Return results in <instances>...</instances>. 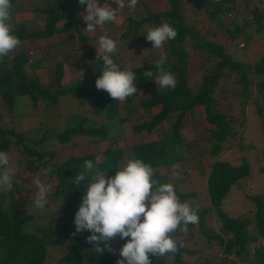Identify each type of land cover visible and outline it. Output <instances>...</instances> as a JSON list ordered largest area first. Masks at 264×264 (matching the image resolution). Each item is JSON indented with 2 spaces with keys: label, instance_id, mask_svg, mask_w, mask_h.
<instances>
[{
  "label": "trees",
  "instance_id": "1",
  "mask_svg": "<svg viewBox=\"0 0 264 264\" xmlns=\"http://www.w3.org/2000/svg\"><path fill=\"white\" fill-rule=\"evenodd\" d=\"M14 1L12 0V4ZM183 1L185 0H165L166 8L162 11L142 12L137 8L130 10L125 16V26L118 36L120 40L135 37L145 23H152V28L159 26L160 23H167L176 30L177 35L175 39L168 41L169 50L165 52L167 60L172 59V63L164 65V68L176 72L177 83L175 89H151L152 80L145 79L143 72L151 70L153 74L156 73V59L138 69L118 65L122 70L131 69L137 73L138 79L134 81L137 89L142 86L150 87L146 93L141 94L142 97L138 101V105L148 112L149 119L136 124L130 123L131 134L137 139L132 144L124 146V150L114 144L118 138L122 139L121 125L128 121V117L121 115L119 109L123 106L121 103L129 102L137 97L138 93L120 102L111 98L104 90L87 88L88 84L89 86L95 84L103 68L102 60H96V55H92L87 68L79 69L75 83L63 86L60 81L64 67L59 59L53 64L54 74L43 79L34 72V69L42 67V64L39 65L37 60L36 62L29 60L24 51H18L9 57L7 55L0 60V101L10 113L14 100L19 95L27 96L32 107L36 105L37 100L54 105L57 97L62 94L78 97L79 87L84 90L82 94L93 99V104L87 110L90 116L81 115L75 124L56 131H40L39 135L35 132L34 135L37 137L33 138L27 139L24 132L12 126L2 125L0 122V151H7L11 145L21 157L19 158L23 162L24 171L33 174L41 168L51 169L49 175L56 183V187L48 192L47 205L50 210L45 215L43 212L39 214L26 212L12 194V190H0V264H44L49 255V247H64L66 244L67 248L56 258L55 264H116L120 258L119 249L126 242L125 239L117 237L112 242L120 247L114 249L109 241L112 251L105 248L102 253H97L86 239L91 235L89 231L73 235L75 213L87 187L86 184L73 185L74 177L83 171L86 160L99 161L98 167L101 168L114 167L108 169L106 173L107 176H114L117 171L115 168L121 167V162L126 163L129 158H139L156 169L157 178L161 183H167L166 172L160 173L158 169L166 170L170 164L177 165V162L183 159L175 150V144L183 140L180 136V126L184 114H191L196 106H201L204 122L210 126L205 129L207 137L204 138L208 143L206 154L211 160L204 180L207 204L191 206L197 210L199 222L195 226L189 225L187 234L180 230L173 234V238L183 242V247L174 255L164 258L150 256L152 264H170V261L172 264H190L183 259V255L190 252L184 243L191 238L203 241L205 245L210 243L217 245L218 253L214 252L212 256L207 255L203 258L206 264L212 262L234 264L229 258L231 255L244 264H264V192L252 195L241 193L242 197L253 203L254 211L250 217L231 216L220 206L231 186L248 175L249 164L241 160L237 165H233L218 158L226 138L235 135L236 130L230 131V122L222 111L215 108V97L212 95L218 78L223 73L222 68L227 66L229 71L227 73L236 69L239 75L236 73L235 77L245 80L240 94L246 97L249 95L248 84L254 78L253 87L258 94V100L254 102V111L260 118L264 116V103H261L264 102V55L253 64H241L231 60L222 45L212 40H204L198 29L185 23L181 8ZM187 1L195 5V10L200 11L207 21L214 22L217 27H222L223 21L228 24L234 21L233 19L229 22L228 17L235 11L236 0ZM242 1L251 15V22L234 21L235 30H245L251 24L255 30H263L264 0ZM84 8V5L79 4V0H47L32 7L33 12L40 16L36 22L37 26L26 30V25L22 21H13V34L19 40L30 38L37 41L62 31L67 32L70 28L74 31L71 33L75 35L77 41L85 40L87 36L82 34L76 18L77 13L84 11ZM258 15H261V20H258ZM225 32L228 34L226 25ZM185 44H190L192 52H203L208 57L216 59L214 68L204 70L199 87L188 86L186 82ZM247 72L253 78L246 80ZM97 116L102 117L101 121L93 120ZM170 116L173 119L160 138L149 140L145 138V135L150 134L154 128H159L160 123ZM115 126L117 131H114ZM75 135L83 136L87 143L106 142V146L97 154H69L58 160L55 159L53 150L44 149L42 146L46 138L55 139L59 144H63ZM261 156L264 158V150ZM260 169L263 170L261 167ZM172 184L181 202L191 196L179 191L176 184ZM14 187L27 191L26 188L17 185L16 175L13 177ZM210 214L214 221L213 227L207 224V216ZM250 242L256 243L251 250L247 248ZM100 246L103 248L104 242H100Z\"/></svg>",
  "mask_w": 264,
  "mask_h": 264
},
{
  "label": "rangeland",
  "instance_id": "2",
  "mask_svg": "<svg viewBox=\"0 0 264 264\" xmlns=\"http://www.w3.org/2000/svg\"><path fill=\"white\" fill-rule=\"evenodd\" d=\"M30 1L33 5H39L37 1L40 0ZM141 1L143 2L141 3ZM145 1L139 0L137 4L138 7L136 6L135 9L137 10V8H140L139 10L142 12L155 10L153 0ZM126 2L128 3V1ZM243 5L244 3L242 0H236L235 11L231 12V15L228 17L229 22L233 19L234 21H237V23H243L244 21L251 22V15ZM14 6H16V4ZM195 7V5L191 4L187 0L181 3V8L183 9V14L185 16V23L198 29L204 40H212L222 45L224 47V52L229 55L231 60L237 61L241 64H253L262 55H264V28L263 30H255L251 24L248 27L250 30L246 27L245 30L242 29L236 31L234 21L230 24L223 21L222 27H217L214 22L207 21L206 17L200 13V11L195 10ZM19 11H21V9ZM127 11L128 10L125 11L124 16L128 15ZM12 12L13 21H17L18 19L22 21L26 25V30H30V28H35L37 26L36 22L40 17L37 13L33 14L32 17L26 20L24 19L25 15L18 13L15 8L12 9ZM83 14L84 11H81L78 12L76 16L81 30L86 27V23L82 18ZM260 17L261 15H258V20L262 19H260ZM125 23V20L121 26L117 23H109V37L114 40H118L119 33L125 26ZM161 24L163 23H160L159 25ZM224 24L227 26L228 34L225 32ZM152 26V23H145L135 37L125 38L124 42L121 41L122 39L116 41L118 46L117 52L111 56L115 63L121 65L122 67L124 66L125 68L130 67L138 69L141 66L148 65L153 59H156L157 61L161 53L168 52V41H166L160 48H153L152 43L146 40V31L152 28ZM68 29L72 33L74 32L72 29ZM102 29L105 28L103 27ZM85 33L91 37L94 32ZM213 33L215 35H213ZM65 35L66 32L62 31L59 32V34L51 35L50 37H47L48 39L46 38L40 40L39 42H34L30 38L20 40V47L9 53L8 57L18 51L26 52L29 60H35V62L37 60L39 65H44L43 68L39 66L41 69H38L39 67H37L38 70L34 69L35 74L39 77L41 76L40 74H43L41 79L45 76H52L54 74L53 60L57 58H60L61 60L62 58L63 66H65V72L61 77L60 84L62 86L67 84L71 85L76 81L75 78L78 75V70L83 69L86 63L83 64V59H81V57L78 59V55H73L76 52L75 49L77 48H74L70 42H68L70 37L73 36L66 35V37H64ZM56 38L57 40H55L54 43L46 46L47 42ZM27 41L30 43V46L27 44ZM239 44H242V46ZM30 49L32 51H30ZM184 50L187 52V56L185 58L187 85H190L191 87H196L198 85L199 87L204 70L208 71L214 68L216 59L208 57L203 52H192L190 44H185ZM45 51L50 56L46 54ZM152 56L155 58H151ZM74 61L76 65L80 64L78 69H76L75 66H72L74 65L72 64ZM171 63L172 59H168L165 65H169ZM82 64L83 66H81ZM227 71L228 67L224 66L222 68L223 73L219 76L217 86L214 87L212 95L215 97V108L225 114L230 122V131L232 132L233 129H235L236 133L235 135H230L226 138L224 147L218 158L233 165H237L241 160H245L249 164V173L237 184L231 186L227 196L220 206L224 212L231 216L237 218L244 216L250 217L254 211L253 203L247 198L242 197L241 193L245 192L252 195L264 192V158L261 156V152L264 150V116L260 118L254 111V102L255 100H258V94L253 87V76L248 72L246 73V80L253 78L252 82L248 84L247 92L249 95L246 97L244 94H240L242 84L245 80H239L238 77H235L236 73L239 75L236 69H233L230 73H227ZM171 73L176 78V72L172 70ZM156 75L157 72L153 74V81L155 80ZM153 81L152 85H150L151 89H161ZM88 87L96 88L95 84L92 86H89L88 84L87 88ZM149 89V86H142L138 88L137 97L129 102L123 104L121 103L123 106L119 109L120 114L126 115L128 117V121L122 123L121 125L123 128L122 139L118 138L114 144L121 147L122 150L125 149L124 146L132 144L135 139H137L135 135L131 134L129 128L130 123L136 124L140 121L149 119L146 109L138 105V101L142 97L141 94L146 93ZM83 91L84 90H81L79 87L78 97H74L71 94L59 95L54 105H50L45 101L37 100L34 107L31 106L27 96L19 95L14 100L15 102L11 113L6 110L5 106L0 101V122L2 125L12 126L16 130L24 132L27 139L37 137L34 135L35 132L39 135L40 131H56L64 126L73 125L76 120L81 117V115L90 116L87 110L89 106L93 104V99L86 94H82ZM261 103L264 102L261 101ZM101 119L102 117L97 116L94 117L93 120L97 122L101 121ZM172 119L173 117L170 116L169 118L163 120L160 123L159 128H154L150 134L145 135V138L148 140L160 138L162 132L168 127ZM207 127L210 126L204 122L203 109L201 106L194 107L191 114L185 113L180 126V136L183 140L181 143L175 144V150L183 159L177 162V165L173 166V164H170L166 170L160 168L158 169L160 173L166 172L168 180L167 183H174L179 191L191 195L184 201L187 202L190 207L207 204L204 180L211 162L206 154L208 143L205 142L204 139L207 137L205 132ZM114 131H117L116 126ZM137 136H139V134ZM73 144H75V146H73ZM42 146L44 149L53 150L55 153V159L58 160L69 154H97L106 146V142L87 143L86 138L80 135H75L72 136L68 142L63 144H59L55 139L46 138L44 143H42ZM5 152L9 155V167L13 169L14 175H16L17 185L27 189V191H21L14 187L12 194L16 200L21 203L22 208L25 209L26 212H32L34 214L43 212V215H45L48 210H50L48 205H46L43 211L35 208L34 206V199L38 192V188L35 185L34 180L36 177H39L42 182L49 185L50 191L52 188L56 187L53 177L50 175L47 177L41 175L42 168L33 174L24 171L23 162L20 160L21 157L11 145ZM123 164L124 163L121 162V166ZM260 167L263 168V170H261ZM154 170L156 171V169ZM237 185L238 188H236ZM211 217L212 214L207 216V224L213 227L214 221H212ZM110 242L112 243V246L115 247L114 249L120 247V245L113 244L112 240ZM255 244V242H250L247 244V248L251 250ZM184 246L187 247L190 252L184 253L183 259L188 261L190 264H206L203 260L205 256H212L214 252L218 253V247L214 243L205 245L203 241L195 238L188 239L184 243ZM66 248L67 244L64 247H49V255L44 264H55L56 258L64 252ZM249 256L250 254L248 257ZM229 258L234 262V264H244L237 260V258L233 255ZM169 263L172 264L171 261ZM211 264L216 263L212 262Z\"/></svg>",
  "mask_w": 264,
  "mask_h": 264
},
{
  "label": "clouds",
  "instance_id": "3",
  "mask_svg": "<svg viewBox=\"0 0 264 264\" xmlns=\"http://www.w3.org/2000/svg\"><path fill=\"white\" fill-rule=\"evenodd\" d=\"M139 0H128L127 7L134 10ZM113 8L108 0H79L84 5L82 16L86 23L85 32L96 30L107 23H118V12L125 7L124 0H114ZM12 0H0V60L20 47L21 41L13 34ZM176 30L167 23L146 31V40L153 48H160L175 39ZM96 60L103 62L100 75L95 80L98 90L106 91L116 101L123 102L138 92L137 73L131 69L122 70L111 58L117 52V42L102 35L97 41ZM166 53H161L155 62L157 75L143 72L145 79H151L161 89H175L176 78L165 70ZM7 152L0 151V190H13L14 172L9 167ZM99 161H84L83 171L73 179V185L86 184L82 202L75 213V232L89 231L86 239L97 253L105 248L112 251L109 241L119 237L126 242L119 249L116 264H152L150 256L164 258L174 255L183 247L182 241L173 238L180 230L187 234L189 225H197V210L187 202H181L172 183H161L156 171L139 158H129L117 169L114 176H107L109 168L98 167ZM51 169H41L47 177ZM38 192L34 199L35 208L43 211L48 203L49 185L39 177L34 180ZM104 242V247L100 246Z\"/></svg>",
  "mask_w": 264,
  "mask_h": 264
},
{
  "label": "crops",
  "instance_id": "4",
  "mask_svg": "<svg viewBox=\"0 0 264 264\" xmlns=\"http://www.w3.org/2000/svg\"><path fill=\"white\" fill-rule=\"evenodd\" d=\"M47 0H40V1H37V3L39 4V5H41V4H43V2L45 3ZM126 1H128V0H124V3H125V5H127L128 3L126 2ZM145 1V0H144ZM154 2H153V4H154V6H155V10H153V12H155V11H162V10H164L165 8H166V3H165V1L164 0H153ZM99 2L102 4L103 2H104V0H99ZM143 1H141V3H142ZM108 3L113 7V8H116L117 7V5L114 3V1H111V0H108ZM145 3H146V1H145ZM16 4V11L18 12V13H20V14H22V15H25L24 16V19H26V20H28L30 17H32L33 16V14H35L34 12H33V9H32V7L34 6L33 5V3L30 1V0H15L14 2H13V5H15ZM25 5V6H24ZM141 7V6H140ZM14 8H15V6H14ZM156 8H157V10H156ZM21 9V11H19ZM126 10H128L127 11V13H129V11H130V9L127 7V6H125L123 9H120L119 10V12H118V16L120 17V20H119V22L117 23L118 25H122L123 23H124V20H125V16H124V14H125V11ZM27 14H28V17H27ZM17 21H19V19L17 20ZM126 21V20H125ZM112 24V23H111ZM113 26H117V25H113ZM105 28V29H102V28ZM110 27H109V23H107L106 25H103L102 27H100V28H98L97 30H96V32H94L93 33V36H91V37H89L86 33H85V31L82 29L81 30V32H82V34H84V35H86L87 36V38L85 39V40H81V41H77L76 40V38H75V35H73L72 33H71V31L69 30V31H67L66 32V35H71V36H73V37H70V39L68 40V42H70V44L74 47V48H77V49H75L76 50V52L73 54L74 56H77L78 55V59H80V57H81V59H83V64L84 63H86L85 64V67L84 68H87L88 66H89V63L91 62V59H90V57L92 58V55H96V46H97V39H99V37L101 36V35H106V36H110ZM100 30H101V32H100ZM103 30V31H102ZM57 34H59V33H57ZM66 35L64 36V37H66ZM60 37V36H59ZM58 37V38H59ZM62 37V36H61ZM44 39H46V38H44ZM48 39V38H47ZM43 40V39H42ZM55 40H57V38L56 39H52L51 41H49V42H47V44H46V46H49L50 44H52V43H54V41ZM124 40L125 39H123V40H121L122 42H124ZM32 41H34V40H32ZM38 42L40 41V40H37ZM37 41H34V42H37ZM115 41H118V40H115ZM27 44L29 45L30 43L27 41ZM30 46V45H29ZM93 48H94V50H93ZM48 49V48H47ZM30 51H32L31 49H30ZM47 53V52H46ZM48 54V53H47ZM49 55V54H48ZM50 56V55H49ZM53 58H57V57H53ZM52 59V58H51ZM58 59V58H57ZM59 60H60V58H59ZM63 59L61 58V60H60V62L62 63V65H63V61H62ZM54 62L56 61V59L55 60H53ZM44 64V63H43ZM72 64H74V65H72V66H75V68L76 69H78L79 67H80V64H78V65H76L75 64V61L74 62H72ZM83 64L81 65V66H83ZM69 65V64H68ZM70 65H71V63H70ZM43 66L44 65H42V68H43ZM63 67H65V66H63ZM35 69H37V68H35ZM38 69H41V68H38ZM37 69V70H38ZM73 71V70H72ZM65 72V70H64V68H63V73ZM78 72H79V70H78ZM77 72V73H78ZM41 76L43 75V74H40ZM45 75V74H44ZM138 93V92H137Z\"/></svg>",
  "mask_w": 264,
  "mask_h": 264
},
{
  "label": "built area",
  "instance_id": "5",
  "mask_svg": "<svg viewBox=\"0 0 264 264\" xmlns=\"http://www.w3.org/2000/svg\"><path fill=\"white\" fill-rule=\"evenodd\" d=\"M240 46H242V44H239Z\"/></svg>",
  "mask_w": 264,
  "mask_h": 264
}]
</instances>
